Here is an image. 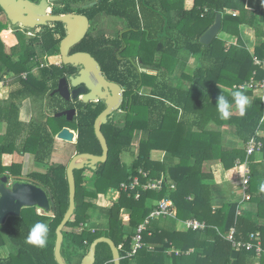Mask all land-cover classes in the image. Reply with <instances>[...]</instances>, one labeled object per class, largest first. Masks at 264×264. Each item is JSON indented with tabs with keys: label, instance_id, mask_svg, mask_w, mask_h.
<instances>
[{
	"label": "trees",
	"instance_id": "16d2710c",
	"mask_svg": "<svg viewBox=\"0 0 264 264\" xmlns=\"http://www.w3.org/2000/svg\"><path fill=\"white\" fill-rule=\"evenodd\" d=\"M86 1L90 4L93 0L65 1L64 8H55L53 15L84 14L89 20L107 15L125 22L126 29L118 38L112 39L101 32L98 36H86L75 49L89 52L100 64L107 79L124 89L121 110L125 115L122 120L109 121L101 127L108 145V158L94 172L95 189L88 190L83 185L82 171L74 172L75 209L62 230L63 259L67 264H72L71 257L74 256L78 259L77 264H80L93 240L104 236L111 239L118 248L120 264H253L249 258H255L254 252L234 250L225 236L233 229L234 239L246 242V234L256 233L258 230L261 232L264 249V228L257 229L249 217L237 215L238 207L233 203L225 204L213 213L210 187L205 184L209 174L202 171L207 159H221L226 167H231L237 158H244L245 152H224L212 136L209 138V133L191 132L193 125L198 126L199 122L207 121L206 118H213L219 125L235 127V135L247 143L264 124L260 123L264 112V105L260 100L246 106L243 115L239 111L238 114L223 119L217 101L213 99L214 94L226 96L231 105L235 102L232 93L239 91L234 86L251 78L258 82L264 78V71L254 65L253 57L238 33L240 25H250L253 23L251 18L253 21L255 19L247 0H193L191 8L187 9L183 4L184 0H175L174 3L170 0H101L93 7L88 5L90 9L82 11L74 10L71 6L72 2ZM253 6L260 12L264 3L255 0ZM225 10L239 11V14H224ZM0 14H3L1 9ZM217 14H222L220 32L235 37L236 44L229 45L225 38H214L208 46L199 42ZM39 28V32L33 37H27L20 31L10 32L7 24L0 20V71H4L0 74V83L21 84L20 92L16 90L15 94H10L12 99L30 94L34 100H40L56 86L57 79L63 72L56 66V61L62 63L59 44L65 36L63 24L52 23ZM128 36H131L129 42L132 45L128 43L126 47ZM7 49L9 53L6 52ZM263 54L264 44L255 52L259 58ZM51 56H57V59L47 67L41 58ZM188 57H195L200 66L189 75L183 74L190 84L188 90L176 89L165 78L172 76L179 63L186 61ZM135 58L140 61L142 68L157 71V74L140 72L135 65ZM122 61L125 66H122ZM32 65L37 66L38 71L48 73L43 77L34 75L30 71ZM23 73L25 78H22ZM158 77L161 81L157 80ZM217 86L226 88L230 93L218 91ZM143 88L150 90L145 95L140 94ZM240 92L245 96L252 93L250 90ZM51 98L49 107L52 113H58L62 109L58 105L60 102ZM102 110L101 105L91 108L88 104H82L78 107L77 117L71 122L64 120L60 127L54 123L52 128L44 124H31L27 128L19 120L20 105L13 101H0V124H4L6 129L0 135V176L6 173L20 176L22 166L15 162V157L25 154H31L35 164L46 165L52 148L56 146V135L65 127L77 132L74 143L77 154L101 155V146L95 137L93 125ZM179 111H182L180 115ZM191 114L196 116L195 119L188 118ZM56 119L54 118L55 121ZM24 132L27 135L22 141ZM138 132L146 133L148 139L140 142L137 160L126 168L121 165L119 154L130 150L132 138ZM210 140L215 143L211 145ZM164 144L168 145L166 149ZM171 145L176 147L173 156L179 160V164L169 168L167 183L160 192L139 189L137 191L140 197L137 200L133 193L129 195L120 192L117 203L109 202L99 206L93 202L104 196L110 188L119 190L120 184L129 177L138 175L139 169L145 171L150 178L160 176L165 168L160 170L158 165L148 159V154L150 150L160 147L172 154L174 152L168 149ZM250 171L252 178V170ZM27 177L50 191L53 201L51 216L40 215L37 208L32 207L22 209L18 218H8L2 225L4 228L0 229V247L4 245L6 238L15 248V254H11L6 260H0V264H56L53 256L55 230L69 202L66 165H51L44 172L35 170ZM168 180L175 183V188L168 186ZM166 197L176 207L177 220L184 222L196 219L206 224L203 232L208 237L207 240L199 241L198 231L183 233L166 230L167 227L160 231L158 228L153 229L154 223L170 220V217H160L152 219L143 233V248L128 256L132 251L134 233L126 234L124 223L133 230L136 229L148 217L153 201L156 203ZM189 197L192 199L189 200ZM255 201L259 206L257 216H264V193L258 195ZM123 211H128L127 217L123 216ZM95 217H103L105 223L97 224L93 220ZM37 223H43L48 228L47 241L43 247L28 242ZM150 244L154 251L147 252L146 246ZM190 248L194 251L186 255ZM170 249L179 250V254L172 252L168 255ZM95 259L94 264H113L108 245L102 243L97 246ZM260 264H264V255L260 257Z\"/></svg>",
	"mask_w": 264,
	"mask_h": 264
},
{
	"label": "water",
	"instance_id": "95a60500",
	"mask_svg": "<svg viewBox=\"0 0 264 264\" xmlns=\"http://www.w3.org/2000/svg\"><path fill=\"white\" fill-rule=\"evenodd\" d=\"M97 2L90 4L93 6ZM0 9L4 13L6 20L12 26L21 25L26 29L47 26L49 23H61L64 26L65 37L59 44V54L62 64L79 69L75 76L68 78L69 84L62 78L58 82L57 88L53 94H58L65 100H77L79 95L84 103L103 102L104 110L96 117L93 125L94 134L98 140L102 153L100 156L89 153H81L72 157L66 167V178L69 190L68 208L55 230V242L53 256L56 264H67L61 255V246L63 243L62 230L67 222L72 218L75 209V171L88 169L95 171L98 164H103L108 158V145L101 132V127L108 124L113 118L115 112L120 110L124 100V91L114 82L108 81L102 74L99 63L89 54L76 52L69 55L72 47L83 40L89 30V20L82 14H61L51 15L50 3L48 0H40L39 3L30 0H0ZM221 30V14L215 16L213 24L200 37L199 42L208 46ZM72 98L69 96L68 87ZM221 95H213L217 99ZM224 97V96H223ZM227 101V98L224 97ZM76 114L75 109L67 112L55 114L56 118L67 116V121ZM56 139L71 143L74 134L64 128L56 136ZM53 204L52 195L47 188L32 181L29 178L13 177L8 175L0 176V225H4L10 217H20L21 210L24 208H37L45 212H50ZM106 244L110 248L113 264H120V253L113 241L106 237L95 239L83 257L81 264H94L96 248L99 244Z\"/></svg>",
	"mask_w": 264,
	"mask_h": 264
},
{
	"label": "crops",
	"instance_id": "0c3cea01",
	"mask_svg": "<svg viewBox=\"0 0 264 264\" xmlns=\"http://www.w3.org/2000/svg\"><path fill=\"white\" fill-rule=\"evenodd\" d=\"M170 1L173 3L175 2V0H170ZM247 2L250 5V8H251L250 11L254 12V15H255L254 18L255 19L253 21L249 15V17L251 18V21L253 23L250 25H245V24L240 25L238 27V33H239V36L242 39L244 45L246 46V49L250 53V55L252 57L253 56L258 57L257 55H255V52H256V50H259L260 48H262V45L264 44V6L262 7L260 12H257V8L255 6H253V4L255 3V0H247ZM192 3H193V0H184V2H183L186 9L191 8ZM84 7H87V5L86 6L84 5ZM224 14H231L232 16H237L239 14V11L225 10ZM105 16L109 17L107 15H105ZM109 18H112V17H109ZM221 20H222V14H221ZM2 22H7V20L2 21ZM222 35H223V39L225 38L226 42L229 45L236 44V38L235 37L224 35V34H222ZM260 52L262 53V51H260ZM157 57H158V55H157ZM128 60L132 61V59H128ZM134 60H135V65L138 67L140 72L143 71V72H146L147 74H150V75H156L157 74V71H147L144 68H142V66L140 65V61L137 58H135ZM122 62H124V61H122ZM125 62H126V60H125ZM125 62L122 64V66H125L124 65ZM199 66H200V64L195 57H188L186 59V61L182 60L179 63L177 69L174 71L173 75L169 76L168 78H165V80L167 83H170L176 89L188 90L190 84H189V81L183 77V74L189 75L190 73L195 71ZM159 78L160 77H158L157 80L161 81V79H159ZM152 83H154V82L152 81ZM1 84L2 83H0V101H2L4 99L3 98L4 92H3V89L1 88V86H2ZM151 84H150V86H151ZM236 86H238V85H236ZM220 88L222 90L219 89L218 87H217V90L221 91L223 93L224 92L230 93L229 90H227L226 88H223L221 86H220ZM122 90L124 91L123 88H122ZM149 90H150V88H143L141 90L140 94L145 95L148 93ZM251 92L252 93H250L249 96H246L248 98V101H249V103L246 106H248L249 104L251 105V103H253L255 100H260L261 103L264 105V89L258 88L254 91H251ZM224 97H226V96H224ZM232 108H233V113H230V115L238 114V112L240 111L239 107L235 104V102L231 103L230 109H232ZM181 113H182V111H179V115ZM118 114L124 116L125 112L123 110H121V108H120V110L116 114L117 117H120ZM262 115L264 117V112ZM195 117L196 116H194L192 114L188 115L189 119H195ZM206 120L207 121L203 120L202 122H199L198 126L193 125L191 132H193V133H202L203 132L205 134L209 133L210 134L209 138L211 139V136H212L214 138V140L216 141V143L218 145H220L221 149L224 152H231L234 150H239V151L243 150L245 152L246 143L241 141L235 135V127L229 126L227 124L219 125L218 122H216V119L213 120V118H206ZM113 121L116 122L115 119H113ZM187 130H189L188 127H187ZM71 132L74 134V139H73V142H71L69 144H73L77 140V132H73V131H71ZM257 134H259V136L261 137V141L262 140L264 141V124L261 127V129L257 131ZM136 138H138L137 141L135 140ZM209 138H206V139H209ZM147 139H148V136L144 132H140V133L138 132L135 136H133L132 143H131V153L133 154V160L130 163V166L134 161L137 160V152H138L140 142L145 141ZM263 141H262V143H263L262 150L249 158V167H250V170H252V178H250L248 189L246 191H244V189L241 185V178H242V172H243V162H244L245 156L242 159L237 158L231 167H226L224 165V163H222L221 159H218V160H215V159H213V160L209 159L208 160L207 159L204 161L203 166H202V171H204L206 174H209L208 180L205 181V184L209 185V187H210L212 212L214 213V211L222 208L225 204H228V203L236 204L238 207V210L241 212V216L249 217L250 222L257 229L258 228H260V229L264 228V216H260V217L257 216V213L259 211V206H258L257 201H255V198L258 195H261L264 193V142ZM213 143H215V142L214 141L212 142L210 140V144L212 145ZM160 145H162V144H160ZM166 146H168V145L164 144L165 149L167 148ZM164 148L160 147V148L150 150V152L148 154V159L151 162L158 165L160 167V170L165 168V170L160 172L159 175L163 176L165 179H168L169 168H172V167L178 165L179 160L173 156V155H175V152H176V147H174V145H171L168 147L170 152H174L172 154L169 153L168 151H165ZM124 152L130 153V150L124 151ZM123 154H119L120 162H121ZM75 155H77V153L74 149V152L71 154V157H73ZM192 163H194V161H192ZM67 165H66V167H67ZM98 165H100V164H98ZM98 165H97V168H98ZM121 165H123L122 162H121ZM130 166H128V167L125 166V167L129 168ZM81 171H82L81 175L83 177V180H82L83 185L88 190H94L95 189V184H94V180H95L94 172L95 171H91L88 169H84ZM6 175L9 176L8 173H6ZM160 176L155 177L154 179L159 178ZM122 183H124V182H122ZM168 183L170 184V186H173L175 188L176 185L171 180H168ZM245 194L250 196L251 199L249 201H245V198H244ZM119 198H120V192L116 188H110L104 196H100L97 200H94L93 202L98 203L99 206H103L104 204L109 203V202L117 203L119 201ZM191 199H192V197H189V200H191ZM153 203L155 204L154 201H153ZM174 208L176 210L175 206H174ZM122 214L124 217H127L128 211H123ZM93 220L97 224L105 223L104 222L105 219L103 217L102 218L95 217ZM189 220H196V219H188L184 222H181V221L177 220L176 217L170 218V220L167 219L165 221L159 222L158 224L154 223L153 229L158 228L159 229L158 231H160L161 229H166V227H167L166 230L185 233V232L191 230L186 225V223ZM198 222H200V221H198ZM200 223L205 224L204 222H200ZM124 225H125L124 231L126 234L135 233L136 229L133 230L131 227L128 226L127 223H124ZM3 228H4V226L0 225V229L2 230ZM205 228H206V224H205ZM205 228L202 230H196V231L200 232L198 235L199 241L205 240V239L207 240V238H208L204 235V232H203L205 230ZM191 231H194V230H191ZM230 231H231V229H230ZM255 232H259L260 239L262 242L261 232L258 230ZM253 233L254 232H249L248 234H246L248 236L247 237L248 241H246V242L250 241L249 236H250V234H253ZM228 235H229V233L225 236V238H227ZM101 237H104V236H101ZM101 237H98V238H101ZM236 241L244 243V241L241 239L236 240ZM4 242H5L4 245L2 247H0V260H6L11 254H15V248L10 243V241L8 239L4 238ZM231 247H232V245H231ZM153 248H154L153 245H151V244L147 245L146 251L152 252V251H154ZM175 250L170 249L167 252V254L171 255L172 252H174L175 254L178 255L179 250H176V251ZM193 251H194V249L190 248L186 252V255L192 253ZM251 261L253 262V264H260V259L252 258ZM80 264H81V262H80Z\"/></svg>",
	"mask_w": 264,
	"mask_h": 264
},
{
	"label": "rangeland",
	"instance_id": "374dc122",
	"mask_svg": "<svg viewBox=\"0 0 264 264\" xmlns=\"http://www.w3.org/2000/svg\"><path fill=\"white\" fill-rule=\"evenodd\" d=\"M67 1H69V0H67ZM100 1L101 0H93L90 3L91 4L95 3V2L98 3ZM84 5L86 6V5H90V4L88 1L81 2V3H73L72 2L71 6L74 10L79 9L82 11L85 9ZM95 5H93V6H95ZM93 6H91V7H93ZM86 8L90 9V7L89 8L86 7ZM0 20H2V21L6 20V17L4 14H0ZM4 23L7 24L9 29H12V30L18 29V26H16V27L11 26L7 22H4ZM93 27H94L93 30L101 31L106 36H108L112 39L113 38L115 39V38H118L120 33L126 29V24L124 21H121L118 18H115V17L109 18V17H106L105 15H100L96 18V20H94ZM39 30L40 29H35L34 31L31 30L28 32L24 31L23 33L27 37H33L35 35V33L39 32ZM222 34L223 33L220 32L219 34H217L216 38L222 39L223 38ZM129 41H131V36H128L126 38V41H125L127 43V44H125L126 47H128L129 44H130V46L132 45ZM6 52L9 53V50L7 49ZM126 52H128V50ZM56 57L57 56L44 57V58H41V61L43 63L47 64V67H48L50 62L53 63L57 59ZM16 59L17 58H14V60H16ZM58 64H60V63H58V61H56V65H58ZM37 68H38L37 66L33 67V65H32V68L30 71H32L34 75L36 74L37 76H40V77H43V75L45 73L46 74L48 73L47 71H44L42 73V70L38 71ZM2 72H4V71L3 70L0 71V74H2ZM4 83L1 84L2 85L1 88L3 89V92H4V97H3L4 99L1 102L2 103H8V102L13 101L15 104L20 105L19 120L21 122H23L25 125H27L26 126L27 128L31 124H44L48 128H52L51 125L54 123H56L57 126H59V127H60V125H62L60 123L63 122V124H64L63 118L59 117L55 121L54 118H56L55 114H57V113H52L51 108L50 109L48 108V106L50 105L49 99L52 100V98L49 97L50 92H47L46 95L43 96L40 100H34V97H31L30 94H23L20 98L12 99L10 94H15L16 90L19 91L21 88L20 87L21 84L19 82H15V83L13 82L14 84L10 82V84L5 85ZM217 87L219 89H221L220 86H217ZM50 94H52V93H50ZM37 97H39V96H37ZM58 102H60V101L58 100ZM230 113H233V108L230 109ZM119 116L120 117H117V115H116V117H115L116 122H118L119 120H122L124 117L123 115H119ZM49 117H51V118H49ZM57 129H58V127H57ZM5 130L6 129L4 127V124H0V135L4 134ZM70 130L73 131L72 129H70ZM73 132H75V131H73ZM26 135H27L26 132H24L22 135V141H24ZM137 139L138 138H136L135 140L137 141ZM55 143H56V146L54 145V147L52 148L51 155L48 158L47 162L45 163L46 165L35 164L33 156L31 154H25V155H22L21 157H17V158L15 157V162L20 163L22 166L20 177L26 178L30 173H32L35 170H38L40 172H44V170H46L48 168V166H51V165H56V164L67 165L72 159L71 154L74 152V149H75L74 143L73 144H69L67 142L64 143L63 141H60L58 139H56ZM123 153H121V154H123L122 159L120 158L121 162L123 163L124 166L128 167V166H130V163L133 160V154L131 153V148H130V153H125V152H123ZM9 176H11V175H9ZM13 177H16V176H13ZM38 210L39 209H37V211ZM38 213L43 215V216H51V212H45L43 210H39ZM127 216H128V214H127ZM249 260L251 261L252 259L249 258ZM77 262H78V259L76 257L72 256L71 257V263L77 264Z\"/></svg>",
	"mask_w": 264,
	"mask_h": 264
},
{
	"label": "built area",
	"instance_id": "2783aa9c",
	"mask_svg": "<svg viewBox=\"0 0 264 264\" xmlns=\"http://www.w3.org/2000/svg\"><path fill=\"white\" fill-rule=\"evenodd\" d=\"M11 32H13L12 29H10ZM253 63L256 67L262 69L264 71V54L262 57H256L253 56ZM26 76L23 74L22 78H25ZM235 89L239 91L244 90H250L254 91L258 88L264 89V78L261 81H256L254 78H251L248 82H245L244 84L238 85L234 87ZM264 122V117L260 119V123ZM263 143L261 141V137L259 134H255L245 145V159L243 162V172H242V178H241V185L246 191L248 189L249 181H250V167H249V158L253 156L254 154L260 152L262 150ZM144 182H143V181ZM167 183L166 179L163 176H160L159 178H150L145 171L142 169L138 170V175L131 176L128 178V180L124 183L120 184L119 192H125L131 195L134 194V198L137 200L140 197V193L137 190L142 191H152V192H160L163 188V185ZM170 188H174L173 186H170ZM245 201H249L251 198L249 195H244ZM237 215H241V212L237 210ZM160 217H170L175 218L176 217V210L174 208L173 202L168 198H163L159 202H156L153 205V208L149 212L148 217L144 220L142 224H140L132 237V251L128 256L134 255L138 250L143 248L144 244L142 243V235L146 231L147 226L149 225L150 221L152 219H157ZM187 227L191 230H202L205 228V224L200 223L196 220H189L186 223ZM82 229V225L80 226V230ZM234 230L231 229L229 232L228 237L226 238L229 242H231L232 248L234 250H240L244 249L247 252H254L255 258L260 259L262 255H264V249L262 246V242L260 239L259 232L250 234L249 236V242H237L234 239Z\"/></svg>",
	"mask_w": 264,
	"mask_h": 264
},
{
	"label": "flooded vegetation",
	"instance_id": "af4514ba",
	"mask_svg": "<svg viewBox=\"0 0 264 264\" xmlns=\"http://www.w3.org/2000/svg\"><path fill=\"white\" fill-rule=\"evenodd\" d=\"M30 1H32V2H37V3H39V1L40 0H30ZM49 1V3H50V14L51 15H53V10L56 8V9H58V8H64V4H65V1L66 2H68L67 0H48ZM91 4V3H90ZM71 5H72V3H71ZM90 6V5H89ZM88 5H87V7H89ZM85 9H86V7H85ZM4 14V13H3ZM69 14H76V13H69ZM82 15H84V14H82ZM87 17V16H86ZM88 18V17H87ZM89 20V19H88ZM94 20H96V19H94ZM94 20H89V24H90V26H89V30H88V32H87V34H86V36H92V37H94V36H98V35H100L101 34V31H98V30H93L94 29V27H93V24H94ZM8 22V21H7ZM9 23V22H8ZM10 24V23H9ZM49 24H52V23H49ZM48 24V25H49ZM12 26V25H11ZM16 26H18V29H16V30H13V32H17V31H20V32H24V31H31V30H35V29H40L39 27H37V28H34V29H26V28H23L21 25H16ZM15 26V27H16ZM92 30V31H91ZM66 35V34H65ZM86 36H85V38H86ZM65 37V36H64ZM84 38V39H85ZM80 42H82V40L80 41ZM80 42L77 44V45H75L74 47H72L71 49H70V51H69V55H71V54H74V53H76V52H84V53H89V52H86V51H75V49L78 47V45L80 44ZM90 54V53H89ZM91 55V54H90ZM92 56V55H91ZM93 57V56H92ZM96 60V59H95ZM97 61V60H96ZM61 62H62V60H61ZM100 65V64H99ZM56 66H58L60 69H62L63 70V72L61 73V75L58 77V79H57V82H56V86L50 91V93H52V94H50L49 93V97H53L54 99H56L57 101L59 100L60 101V103L58 104L60 107H62V109L61 110H58V112L59 113H61V112H67V111H69V110H71V109H75L76 110V114H74L72 117H71V119L73 120L74 118H76L77 117V115H78V107L79 106H81L82 104H88L91 108H96L97 106H99V105H101L102 107H103V110H104V104H103V102H98V103H94V102H89V103H84V102H82V100H81V96H84V95H79L78 96V98H77V100H72V99H70V100H65V99H63L61 96H59L58 94H53V92H54V90L57 88V86H58V82L62 79V78H65V80L67 81V83L69 84V81H68V78L70 77V76H75L76 74H77V72H78V70L79 69H77V68H72L71 66H65V65H63L62 63H60V64H58V65H56ZM101 67V66H100ZM102 70V69H101ZM102 74H103V76L107 79V77L105 76V74L103 73V71H102ZM108 80V79H107ZM109 81V80H108ZM68 90H69V96H70V98H72V93H71V91L73 90V89H71V87L69 86L68 87ZM124 101V100H123ZM123 104V103H122ZM121 107H122V105H121ZM120 107V108H121ZM48 108L50 109V107L48 106ZM102 110V111H103ZM116 114H117V112H115V114H114V116H113V118L110 120V121H113V119H115V117H116ZM63 119L64 120H66L67 121V116H65V117H63ZM72 120H70V121H68V122H71ZM66 128V127H65ZM62 129H64V128H62ZM66 129H68V128H66ZM69 130V129H68ZM18 177H20V176H17L16 178H18ZM26 178H28V177H26ZM33 181V180H32Z\"/></svg>",
	"mask_w": 264,
	"mask_h": 264
},
{
	"label": "clouds",
	"instance_id": "9594fccd",
	"mask_svg": "<svg viewBox=\"0 0 264 264\" xmlns=\"http://www.w3.org/2000/svg\"><path fill=\"white\" fill-rule=\"evenodd\" d=\"M261 2L264 3V0H261ZM232 95L235 100V104L239 107L241 115H243L245 106L249 103L248 98L240 91H234ZM217 107L221 114V118L228 119L230 117V105L223 96H220L217 99ZM47 232V225L43 223L35 224L28 242L39 247L45 246L47 241Z\"/></svg>",
	"mask_w": 264,
	"mask_h": 264
}]
</instances>
